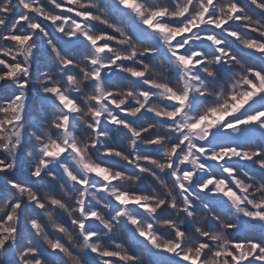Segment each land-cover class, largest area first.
I'll list each match as a JSON object with an SVG mask.
<instances>
[{"label": "snow or ice", "instance_id": "6c2138e0", "mask_svg": "<svg viewBox=\"0 0 264 264\" xmlns=\"http://www.w3.org/2000/svg\"><path fill=\"white\" fill-rule=\"evenodd\" d=\"M0 264H264V0H0Z\"/></svg>", "mask_w": 264, "mask_h": 264}, {"label": "trees", "instance_id": "16d2710c", "mask_svg": "<svg viewBox=\"0 0 264 264\" xmlns=\"http://www.w3.org/2000/svg\"><path fill=\"white\" fill-rule=\"evenodd\" d=\"M11 22H12V18L10 17L9 23H11ZM25 175H26V171H21L17 174V177L18 178H24ZM255 235L259 236L260 234H259V232H256Z\"/></svg>", "mask_w": 264, "mask_h": 264}]
</instances>
